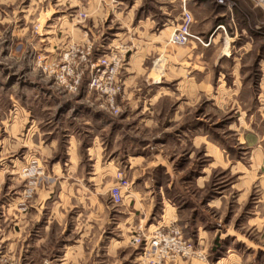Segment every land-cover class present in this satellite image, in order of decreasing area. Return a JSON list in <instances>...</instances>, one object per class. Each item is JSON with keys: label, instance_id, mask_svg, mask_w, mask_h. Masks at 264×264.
<instances>
[{"label": "clouds", "instance_id": "1", "mask_svg": "<svg viewBox=\"0 0 264 264\" xmlns=\"http://www.w3.org/2000/svg\"><path fill=\"white\" fill-rule=\"evenodd\" d=\"M0 264H264V0H0Z\"/></svg>", "mask_w": 264, "mask_h": 264}]
</instances>
